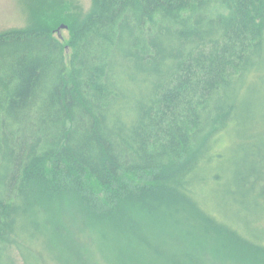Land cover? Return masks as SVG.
Masks as SVG:
<instances>
[{
    "label": "trees",
    "instance_id": "16d2710c",
    "mask_svg": "<svg viewBox=\"0 0 264 264\" xmlns=\"http://www.w3.org/2000/svg\"><path fill=\"white\" fill-rule=\"evenodd\" d=\"M52 28L0 33V264H264V0Z\"/></svg>",
    "mask_w": 264,
    "mask_h": 264
},
{
    "label": "rangeland",
    "instance_id": "374dc122",
    "mask_svg": "<svg viewBox=\"0 0 264 264\" xmlns=\"http://www.w3.org/2000/svg\"><path fill=\"white\" fill-rule=\"evenodd\" d=\"M94 6L95 0H0V33L50 25L54 35L67 43L70 25L82 20ZM17 264H24L19 256Z\"/></svg>",
    "mask_w": 264,
    "mask_h": 264
},
{
    "label": "water",
    "instance_id": "95a60500",
    "mask_svg": "<svg viewBox=\"0 0 264 264\" xmlns=\"http://www.w3.org/2000/svg\"><path fill=\"white\" fill-rule=\"evenodd\" d=\"M62 27H65V25H63Z\"/></svg>",
    "mask_w": 264,
    "mask_h": 264
}]
</instances>
